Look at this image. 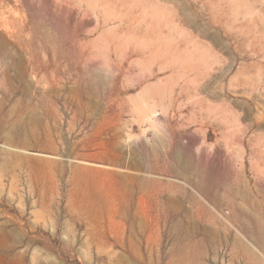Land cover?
I'll list each match as a JSON object with an SVG mask.
<instances>
[{
	"label": "rangeland",
	"instance_id": "1",
	"mask_svg": "<svg viewBox=\"0 0 264 264\" xmlns=\"http://www.w3.org/2000/svg\"><path fill=\"white\" fill-rule=\"evenodd\" d=\"M0 264H264V0H0Z\"/></svg>",
	"mask_w": 264,
	"mask_h": 264
},
{
	"label": "bare ground",
	"instance_id": "2",
	"mask_svg": "<svg viewBox=\"0 0 264 264\" xmlns=\"http://www.w3.org/2000/svg\"><path fill=\"white\" fill-rule=\"evenodd\" d=\"M253 247V246H252ZM255 248V247H254ZM259 250V249H258ZM243 251L246 253V254H251L252 253V250L250 249V247L248 245H243Z\"/></svg>",
	"mask_w": 264,
	"mask_h": 264
}]
</instances>
